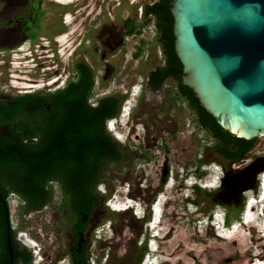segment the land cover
I'll return each mask as SVG.
<instances>
[{
	"label": "rangeland",
	"instance_id": "obj_1",
	"mask_svg": "<svg viewBox=\"0 0 264 264\" xmlns=\"http://www.w3.org/2000/svg\"><path fill=\"white\" fill-rule=\"evenodd\" d=\"M31 1L34 9L26 23L39 24L30 30L37 31L35 38H27L24 33L17 35L7 24L8 17L19 8L22 13L30 9ZM154 1L38 0L37 5V0H0V98L8 100L19 94L60 88L73 78V64L80 60L95 74L90 99L93 104L101 97L116 95L121 98L122 108L126 97L142 86L129 117L130 131L116 129L122 158L104 162L101 170L98 185L106 194L96 189L100 201L84 235L92 259L143 264L148 252L150 256L154 254L152 248L157 252L152 264H264L263 214L257 218V212H247L252 219L247 224L242 221L247 213L242 216L232 211L223 228L225 237L238 236L232 243L219 235L220 228L211 223L205 225L203 216L212 219V213H200L196 218L203 221L196 224L195 214L185 209L183 191L194 198L195 191L189 185L198 176L204 183H199L200 188L211 180L207 171H202L201 163L215 161L223 171L228 163L214 151V139L199 126L194 111L179 96L174 80L167 79L158 90L146 84L147 73L163 63L161 47L150 30L152 22L143 23V7ZM128 18L138 25L139 34L125 33ZM119 39L121 43H117ZM24 51L33 55L27 56ZM136 52L138 55L134 56ZM263 142L264 137H256L257 149ZM262 154L246 157L253 160ZM182 171L190 173L189 181H184L186 187L180 191ZM126 182L131 190L128 196L139 202L133 209L120 210L123 200L109 197L119 184ZM50 185L51 199L38 211L23 212L21 201L10 195V220L19 236L23 235V241L35 250L33 256L41 258L36 264H42L45 257L67 264L74 238L73 221L59 185ZM161 195L167 202L163 219L154 227L157 237L152 239L147 221L153 215L152 203ZM205 200L204 210L215 204L209 197ZM234 225L240 230H233ZM143 245L146 249L138 263L137 254Z\"/></svg>",
	"mask_w": 264,
	"mask_h": 264
},
{
	"label": "trees",
	"instance_id": "obj_2",
	"mask_svg": "<svg viewBox=\"0 0 264 264\" xmlns=\"http://www.w3.org/2000/svg\"><path fill=\"white\" fill-rule=\"evenodd\" d=\"M169 2L155 0L143 7V23L154 25V38L163 55V63L147 73L146 84L158 90L167 79L174 80L179 96L194 111L199 126L214 139V151L225 161L240 159L255 146L256 138L247 140L225 131L200 106L194 93L181 84L182 64L174 51ZM125 21L126 34L140 33L134 20ZM34 25L39 26L34 21L29 24ZM36 35L37 31H30L31 38ZM73 70V78L53 91L24 93L8 100L0 98L2 234L13 231L10 193L21 195L27 208L40 209L50 201V184L55 182L71 212L73 237L76 240L81 235L84 237L88 220L100 201L96 185L103 164L122 158L120 143L105 128L106 120L118 114L121 98L104 96L93 104L90 101L95 84L93 70L81 60L74 62ZM195 189L200 190V187L195 186ZM230 215L227 214L226 223ZM29 253L27 256L31 255Z\"/></svg>",
	"mask_w": 264,
	"mask_h": 264
},
{
	"label": "water",
	"instance_id": "obj_3",
	"mask_svg": "<svg viewBox=\"0 0 264 264\" xmlns=\"http://www.w3.org/2000/svg\"><path fill=\"white\" fill-rule=\"evenodd\" d=\"M169 9L181 84L225 131L264 135V0H170Z\"/></svg>",
	"mask_w": 264,
	"mask_h": 264
},
{
	"label": "flooded vegetation",
	"instance_id": "obj_4",
	"mask_svg": "<svg viewBox=\"0 0 264 264\" xmlns=\"http://www.w3.org/2000/svg\"><path fill=\"white\" fill-rule=\"evenodd\" d=\"M33 4L34 1L29 2L30 9H27L26 12L24 11L22 13L21 9L19 8L16 13L8 17L7 24L9 25V28L14 29L17 35L24 33L25 37L31 38L29 36V31L35 28L27 25L26 20L31 19L29 15L34 9ZM36 4L38 5V1L36 2ZM121 42L122 39H119L117 43ZM255 147L256 146H254L240 159L226 161L228 163V166L224 169V178L221 180V184L218 188H200V191L199 189H195V186L199 187L198 184L192 185V190L195 191V197L187 198L186 202H190L194 206V209L197 213L206 211L207 213L211 214L216 210V207H214V205H216L224 209L229 214H231L232 211H238L240 214H244L247 212H252L254 214V212H257V215L259 213H262L264 215V198L260 196V192L263 187L260 184L259 180V176L264 172V154L255 156L253 160H251L249 157H246L249 154L251 155L252 153H264L262 144L260 146V149H257L259 146L256 148ZM203 164L204 163H201V166ZM166 166L164 167V176L167 174ZM202 171L204 170L202 169ZM200 178L201 176H198V179ZM164 180L165 178L163 177L162 181ZM203 184L204 183H202V185ZM206 191H208L209 193ZM197 194H201V197L198 198ZM10 195L16 197L21 201V209L23 212L34 211V209L31 208L32 206L27 208V203L21 195L15 192L10 193L8 195V199ZM208 197L212 200L210 202H215V204L213 206H209L206 210H204L205 203H207V200H205V198ZM251 203L253 204L250 205ZM40 209L35 210L38 211ZM208 216L209 215H205L204 217ZM263 230L264 227L261 231L263 232ZM1 232H4L2 226H0V264H36L37 261L41 259L33 256L35 250H32L30 248V243L27 242V244L25 240L23 241V235L19 236L18 232L14 228L12 234H9L8 232L2 234ZM85 241L86 240L83 237V241L78 244V240L73 238L71 247L66 257L67 264H115L114 262L109 261V259H107L105 262H102L97 258L92 259L91 257H89L87 253L88 246L86 245ZM84 244L86 245L85 248H83ZM145 249V245L139 248V252L137 254L138 263L143 258ZM27 253L31 255L27 256ZM43 260L44 262L42 264H58V262L60 261L57 259L52 260L50 257H45L43 258Z\"/></svg>",
	"mask_w": 264,
	"mask_h": 264
},
{
	"label": "clouds",
	"instance_id": "obj_5",
	"mask_svg": "<svg viewBox=\"0 0 264 264\" xmlns=\"http://www.w3.org/2000/svg\"><path fill=\"white\" fill-rule=\"evenodd\" d=\"M38 49H36L34 52H37ZM25 54H27V56H32L33 54H28L27 51H24ZM40 55V53H39ZM41 58V57H40ZM143 82V81H141ZM140 82V83H141ZM142 86H140V88L138 90H133L132 93L130 95H128L125 99V103L121 108V104H120V108H119V112L116 116L107 119L105 122V128L106 131L115 139L118 135V131L116 130L117 128H128L127 131H130L128 122H129V117L131 115L132 110L135 108L136 104V99L137 96L139 95V91L141 90ZM51 91V90H49ZM122 102V101H121ZM125 107H127V109H125ZM125 120H127V122H125ZM119 140V139H118ZM117 140V141H118ZM202 169L204 171H207L206 174H208V176L210 177V181L205 182L207 185L203 186V188H208V189H216L220 186L221 184V180L224 178V171L223 168L221 167L220 164H218L215 161H211L209 163H204L202 165ZM190 173V171H187L186 173L184 171L181 172L180 176H181V182H179V189L180 191H183V188L185 186L184 181L187 183L189 180L187 178L188 174ZM192 175V173H191ZM200 180V182H199ZM259 180H260V184L262 185V190L260 192V196L264 198V172L261 173V175L259 176ZM183 181V182H182ZM195 183L190 184L189 186L192 187V185L194 184H198L200 183V185H202L203 182H201V178L200 179H195L194 180ZM98 185V184H97ZM96 185V189H99L100 184L97 186ZM186 187V186H185ZM100 190V189H99ZM101 191V190H100ZM130 186L129 184L126 182L124 184H119L118 187H116L115 193L112 197H109L111 200L117 201V197L120 200H123V206L121 207L120 210H125V209H129V208H134V204H136V202H139L138 200H136L134 197H130L128 196V194L130 193ZM102 194H106L105 191H101ZM118 193H120L121 196L117 195ZM263 193V194H262ZM185 198L184 202V206L185 209L187 207V211H189L192 215H194V221L197 223H199L200 221H203V219H198L196 217L199 216L200 213H197L196 210L194 209V206L190 203V202H186V199L189 198L191 196V193H186L183 191ZM262 194V195H261ZM123 197V198H122ZM167 199L165 198L164 195H161L160 197H158L157 200H155L152 203V218L151 220L147 221V225L150 227L151 229V234L150 236L152 237V239H155L157 237V231L155 230V226L157 223H160V220L163 219V213L165 210V205H166ZM146 207V205H145ZM227 212L222 209L221 207H217L216 206V210L211 214L212 215V219H210V216L208 217H204L205 218V225H207L208 223H211L215 228H224L226 227V216H227ZM245 214V213H244ZM244 214H242V216H244ZM248 214V213H247ZM262 213H259L257 215V218L261 215ZM145 214L142 216V218H144ZM245 218V217H244ZM210 219V220H209ZM218 219V220H217ZM264 219V218H263ZM258 220V219H257ZM243 222H245V220H242ZM262 232V231H261ZM152 251H154L153 255H149V252L147 253V260L143 261V264H152L154 261V258L156 259V255L157 252L155 251V249H152Z\"/></svg>",
	"mask_w": 264,
	"mask_h": 264
},
{
	"label": "bare ground",
	"instance_id": "obj_6",
	"mask_svg": "<svg viewBox=\"0 0 264 264\" xmlns=\"http://www.w3.org/2000/svg\"><path fill=\"white\" fill-rule=\"evenodd\" d=\"M252 204H253V203H251L250 205H252ZM251 220H252V219H251V213L246 214V215H245V222H247V224H250ZM219 228H220L219 235L223 236V238H224L225 240H226V239H229V240H231L232 243H234V239L238 238V236H237V237H236V236H233V237H232V236H229V237L227 236V237H225V235H224L225 232H223V228H221V227H219ZM233 230H240V227L237 226V225H236V226L234 225V226H233ZM233 230H232V231H233ZM232 231H231V232H232Z\"/></svg>",
	"mask_w": 264,
	"mask_h": 264
},
{
	"label": "built area",
	"instance_id": "obj_7",
	"mask_svg": "<svg viewBox=\"0 0 264 264\" xmlns=\"http://www.w3.org/2000/svg\"><path fill=\"white\" fill-rule=\"evenodd\" d=\"M150 25H151L150 30H151V31H154V35H155L154 25H153L152 23H151ZM142 81H143V80H142ZM258 137H264V135H261V136H258ZM262 149H263V151H264V142H263V144H262Z\"/></svg>",
	"mask_w": 264,
	"mask_h": 264
}]
</instances>
